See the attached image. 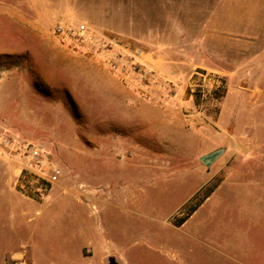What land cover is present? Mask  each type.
<instances>
[{
    "label": "rangeland",
    "instance_id": "rangeland-1",
    "mask_svg": "<svg viewBox=\"0 0 264 264\" xmlns=\"http://www.w3.org/2000/svg\"><path fill=\"white\" fill-rule=\"evenodd\" d=\"M215 2L0 0V129L49 150L55 186L86 203L22 195L0 158V264H70L79 240L93 264H264V33L246 51L218 47ZM59 22L149 51L183 87L196 68L223 83L147 101L61 42Z\"/></svg>",
    "mask_w": 264,
    "mask_h": 264
},
{
    "label": "built area",
    "instance_id": "built-area-1",
    "mask_svg": "<svg viewBox=\"0 0 264 264\" xmlns=\"http://www.w3.org/2000/svg\"><path fill=\"white\" fill-rule=\"evenodd\" d=\"M53 32L71 48L101 59L124 84L153 103L167 105L173 99L183 102V94L195 101L198 95L206 96L223 83L224 75L220 71L196 68L187 75L183 87L157 65L149 51L86 25L59 22ZM0 158L16 165L17 189L30 198L47 196L62 176L60 164L42 144L11 136L1 129ZM17 264L28 263L20 260Z\"/></svg>",
    "mask_w": 264,
    "mask_h": 264
},
{
    "label": "crops",
    "instance_id": "crops-1",
    "mask_svg": "<svg viewBox=\"0 0 264 264\" xmlns=\"http://www.w3.org/2000/svg\"><path fill=\"white\" fill-rule=\"evenodd\" d=\"M205 29L216 34L218 47L246 51L254 40L264 33V0H216L206 20ZM154 60L161 69L166 68L160 57L157 56ZM54 186L50 203L54 202L57 206L65 200L86 204L78 195L80 194L78 188L73 190L61 185ZM86 244L90 245L84 240L77 242L75 245L77 254L70 264H93L92 259L87 258L84 252L77 249ZM99 263L102 264L101 259Z\"/></svg>",
    "mask_w": 264,
    "mask_h": 264
},
{
    "label": "water",
    "instance_id": "water-1",
    "mask_svg": "<svg viewBox=\"0 0 264 264\" xmlns=\"http://www.w3.org/2000/svg\"><path fill=\"white\" fill-rule=\"evenodd\" d=\"M223 152H224V149H223V148H219V149H216V150H214V151H211V152H209V153H207V154L202 155V156H201V161H202L205 165L209 166V165H211L215 160H217V159L223 154ZM114 263H115V264H119V263L116 262L115 260H114ZM114 263H113V264H114Z\"/></svg>",
    "mask_w": 264,
    "mask_h": 264
}]
</instances>
